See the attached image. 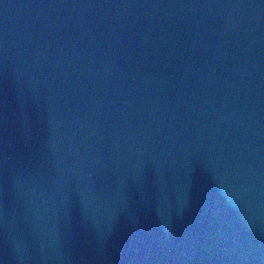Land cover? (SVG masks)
I'll return each instance as SVG.
<instances>
[{
	"label": "water",
	"instance_id": "water-1",
	"mask_svg": "<svg viewBox=\"0 0 264 264\" xmlns=\"http://www.w3.org/2000/svg\"><path fill=\"white\" fill-rule=\"evenodd\" d=\"M0 264H264V0H0Z\"/></svg>",
	"mask_w": 264,
	"mask_h": 264
}]
</instances>
